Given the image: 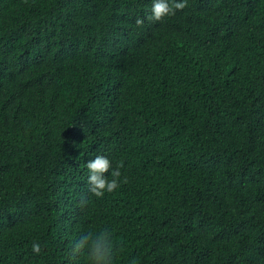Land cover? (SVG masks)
<instances>
[{"label": "trees", "instance_id": "1", "mask_svg": "<svg viewBox=\"0 0 264 264\" xmlns=\"http://www.w3.org/2000/svg\"><path fill=\"white\" fill-rule=\"evenodd\" d=\"M150 6L0 0V264H264V0Z\"/></svg>", "mask_w": 264, "mask_h": 264}, {"label": "clouds", "instance_id": "2", "mask_svg": "<svg viewBox=\"0 0 264 264\" xmlns=\"http://www.w3.org/2000/svg\"><path fill=\"white\" fill-rule=\"evenodd\" d=\"M186 7V0H151L148 19L151 21H160L165 17L175 15L176 11ZM143 21L137 20V24ZM9 172L13 173L22 170L14 163L4 164ZM88 170L87 184L88 190L96 197H102L105 193H112L118 189L120 184L119 168L112 167V161L103 154H97L94 158L86 162ZM111 170V171H110ZM26 176L27 172L22 170ZM106 173H110L111 179ZM32 252L39 254L41 245L32 244ZM86 251L89 264H115L117 249L114 244L112 233L105 229L97 233H87L76 240L72 247L73 255ZM17 254V249H16Z\"/></svg>", "mask_w": 264, "mask_h": 264}]
</instances>
